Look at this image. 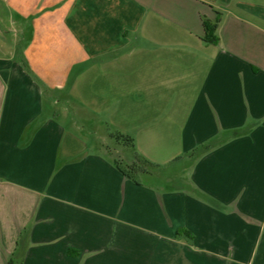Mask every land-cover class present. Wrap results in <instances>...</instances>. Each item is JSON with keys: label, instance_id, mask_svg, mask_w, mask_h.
<instances>
[{"label": "crops", "instance_id": "0c3cea01", "mask_svg": "<svg viewBox=\"0 0 264 264\" xmlns=\"http://www.w3.org/2000/svg\"><path fill=\"white\" fill-rule=\"evenodd\" d=\"M67 88L134 152L183 161L189 187L76 153ZM11 261L264 264V0H0V264Z\"/></svg>", "mask_w": 264, "mask_h": 264}, {"label": "rangeland", "instance_id": "374dc122", "mask_svg": "<svg viewBox=\"0 0 264 264\" xmlns=\"http://www.w3.org/2000/svg\"><path fill=\"white\" fill-rule=\"evenodd\" d=\"M69 88L65 90L63 93L65 96L70 97L69 103L61 102V109L62 114V121L69 127L72 126V134L73 136L68 135V141L74 143L75 152L78 153L79 151H85L87 149H91L92 151H99L105 154L110 153L112 159L114 161L119 162H127L135 165L134 156V148H131L128 144H126L125 136H116L109 134V129H107L105 125L104 119H97L96 110H94L88 104H81L77 103L74 97H71V91L69 92ZM87 94V91H85ZM82 92V94H85ZM61 94V96H64ZM75 106H81L76 108ZM67 107L65 111L64 108ZM73 107L76 109L74 110ZM65 115V117H64ZM90 115H93L90 119ZM74 119H71L73 118ZM73 121L78 122L79 124L85 126L84 129H77L75 125H73ZM70 131V130H69ZM109 151H106V150ZM78 151V152H77ZM116 163V162H115ZM184 165L183 161H177L172 165H169L161 170L163 175H167L170 173H179L183 172ZM137 179L142 181L143 183L149 185H161V183L157 179L149 178L148 176H144L143 174H138Z\"/></svg>", "mask_w": 264, "mask_h": 264}, {"label": "trees", "instance_id": "16d2710c", "mask_svg": "<svg viewBox=\"0 0 264 264\" xmlns=\"http://www.w3.org/2000/svg\"><path fill=\"white\" fill-rule=\"evenodd\" d=\"M218 27V21L214 23L213 25L209 26L207 29V34L204 37L206 41H209L211 43H217L218 37L216 35V30ZM198 152H193L191 155H196ZM135 159V165L127 162H119L115 161L117 166L123 171V173L126 176H129L137 181H139L137 178L138 174H143L144 176H148L152 179H157L162 186H166L168 188H175V189H185L189 187V178L186 175L180 176L178 179L173 178V180H170V175L173 174H167L163 175L161 173V170L163 169L159 164L154 163L153 161L149 160L146 156L139 152H134ZM156 174V175H155ZM179 233H185L190 235V232L186 230H180ZM191 236V235H190ZM22 252V247L19 248L18 252L15 254V257H18ZM14 261V260H13ZM11 261V264H14V262Z\"/></svg>", "mask_w": 264, "mask_h": 264}]
</instances>
